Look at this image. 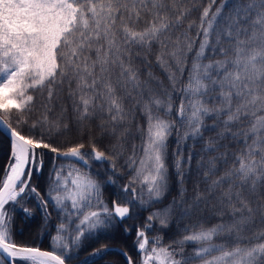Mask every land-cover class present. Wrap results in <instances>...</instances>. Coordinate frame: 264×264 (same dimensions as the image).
I'll list each match as a JSON object with an SVG mask.
<instances>
[{
  "label": "snow or ice",
  "instance_id": "6c2138e0",
  "mask_svg": "<svg viewBox=\"0 0 264 264\" xmlns=\"http://www.w3.org/2000/svg\"><path fill=\"white\" fill-rule=\"evenodd\" d=\"M0 113V264L105 261L117 233L132 239L124 264H264V0H0ZM135 135L139 168L135 144L124 159ZM86 156L111 177L135 175L116 191L73 169L69 190L58 162L90 168ZM45 168L48 183L33 184ZM31 202L46 220L57 211L47 249L14 239L9 208L31 218ZM208 212L218 222L205 228ZM185 218L199 230L169 244L149 236ZM188 242L209 246L186 253Z\"/></svg>",
  "mask_w": 264,
  "mask_h": 264
},
{
  "label": "trees",
  "instance_id": "16d2710c",
  "mask_svg": "<svg viewBox=\"0 0 264 264\" xmlns=\"http://www.w3.org/2000/svg\"><path fill=\"white\" fill-rule=\"evenodd\" d=\"M134 51H139V49H134ZM149 60L152 61V63H153V67L150 69V71H152L156 77L160 78L161 80H165L164 73L162 72V70L155 66L154 57L149 56ZM206 62L207 61H205V63ZM134 63L136 66L140 67L141 69L146 67V65L142 64L140 60H135ZM146 76H147V73L142 72L141 79H145ZM183 82L187 83V74H185V76L183 78ZM165 84H167L166 80H165ZM172 102L174 105H178L179 97L173 96ZM0 114L7 120L6 114H3V113H0ZM159 115H161L165 119H170V120L176 119L174 114L171 116H167L161 112V113H159ZM136 121L138 123H141V124L144 123V121L141 119V117L139 115H137ZM208 123L211 124L212 121L209 120ZM177 127L181 133L186 131L185 128H182L179 126V123H178ZM213 135H214V133L206 131L204 133L205 141H207ZM188 143H189V146L192 147L194 151L199 152L200 144H198V143L194 144L193 141H191V140H189ZM132 144H135L137 146L136 150H135L134 159L137 160L136 167L139 168V167H141V165L139 164V160L142 158L143 152L141 151L142 141L138 135H135L133 138H131L128 141V144L126 145V149H125L124 159H127L128 157L133 156V151L131 148ZM242 147H243V145H237V144H230V146H229L230 150L233 152H236L239 148H242ZM100 150L101 151L104 150L102 146L100 147ZM221 151H223V149H221ZM106 155H107V153H106ZM4 157H5V154L3 152H0V167H2L4 164ZM85 159L88 161L90 168L85 167L83 164L78 163L77 161H75L73 159L60 160L58 162V163L65 166L64 167V176H67V174L69 172H72V176L69 177V183L67 185L69 190H73V186H72L70 181H71V179H74L77 175V172L73 171V169H77L80 173H89L92 177L100 179V180H104L108 177H111V173L108 171V168L110 167L108 164L94 162L88 156H86ZM197 159H198V157L193 159V161H192L193 166H195ZM123 162L124 161L122 159L121 161H119L117 163V168L120 169L121 171H124L123 169L120 168V166H121V164H123ZM69 166H71V167H69ZM222 170H223V167H222ZM49 172H50L49 168H45L43 175L37 174V175L33 176V178H32L33 184H39L41 187H43L45 184L48 183V181L50 179ZM97 173H100L101 175L97 176ZM2 174L3 173L0 172V175H2ZM132 175H135V173H132L131 175L127 176V178H124V179H117L116 177H111L112 179L116 180V182H117L116 191H119V187L126 184L128 182V179L132 178ZM136 186L139 188V184H137ZM186 186L188 187L189 192H191V182H188ZM111 191H112V189L110 187L105 188L104 192H103V198L107 199ZM61 194H63V192ZM52 195H56V193L54 192V193H52ZM175 195H176V193H175V191H173L172 194L170 196H168V198L164 201V204H154L152 206V210L155 211L157 209L163 208L165 205H167L171 201L172 197ZM143 196L145 199H147V191L146 190H144ZM24 206L31 209L32 211H34L35 216L31 217V218L24 217L23 213L20 212L19 207H15L14 210L12 207L9 208L10 214L15 217L14 225H13V234H14L15 241L17 243H20V244L38 246V247H42L43 249H47L49 242H50L49 233L52 231L51 225H52V223H59L60 222L57 219V211L53 210L51 205H49V212L51 213V217H50V221H49V220H46L44 218V216L38 210H36L35 202L28 203ZM70 207H71V201L69 200L68 202H66V205L64 206V211H62L60 213V215L63 216L64 212L68 211L70 209ZM90 210H95V209L94 208H92V209L85 208L84 209V211H90ZM148 214H149V212H147V211L144 212L145 216H147ZM206 215L208 216V220H207V222L203 223V225H202L203 227L208 228V227L215 225L218 222L217 220L212 219L211 212H208ZM129 223H132V221H129ZM185 227H187L189 229V232H185ZM158 229H159V222L157 221L155 230L150 232L149 236L151 237V236H154L157 234L163 236L164 244L172 243L173 240L181 239L182 236L189 235V234H191V232L199 230L193 224L189 223L187 218L184 219L183 223H181V221L177 219L172 224L171 230L168 231L167 233H161L158 231ZM108 243L111 245V248H110V254L105 257V261H99L98 257H91V258H89L88 264H98V262H99V264H106L107 261H112V262H114V264H124V258L120 255L121 250H119L117 247L121 248L124 251H128L130 248V245L132 243V239L128 238L127 242H125V237L123 235L117 233L115 235L114 239L108 240ZM212 243H214L216 245H221V244H226L227 241H225L223 239H215L214 241H212ZM201 244H203V242H188V243L183 244L182 247L186 253H192L195 250H199V248L202 246ZM86 255H87V253L82 254L80 259H83V257ZM76 263H77L76 260H73L70 262V264H76ZM197 264H199V262H197Z\"/></svg>",
  "mask_w": 264,
  "mask_h": 264
},
{
  "label": "rangeland",
  "instance_id": "374dc122",
  "mask_svg": "<svg viewBox=\"0 0 264 264\" xmlns=\"http://www.w3.org/2000/svg\"><path fill=\"white\" fill-rule=\"evenodd\" d=\"M203 247H208L209 245H208V242H203V244H201ZM212 255L213 256H216V255H219V253L218 252H216V253H212ZM208 258H210V257H208Z\"/></svg>",
  "mask_w": 264,
  "mask_h": 264
},
{
  "label": "water",
  "instance_id": "95a60500",
  "mask_svg": "<svg viewBox=\"0 0 264 264\" xmlns=\"http://www.w3.org/2000/svg\"><path fill=\"white\" fill-rule=\"evenodd\" d=\"M0 118L5 119L1 114H0ZM6 120V119H5ZM7 121V120H6ZM2 186V185H1ZM119 250H122L121 248L117 247ZM77 264V263H76Z\"/></svg>",
  "mask_w": 264,
  "mask_h": 264
}]
</instances>
